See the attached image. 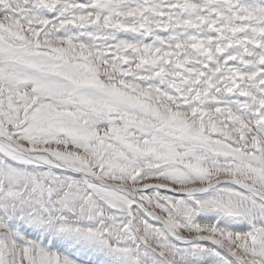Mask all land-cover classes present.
<instances>
[{
  "label": "snow or ice",
  "instance_id": "snow-or-ice-1",
  "mask_svg": "<svg viewBox=\"0 0 264 264\" xmlns=\"http://www.w3.org/2000/svg\"><path fill=\"white\" fill-rule=\"evenodd\" d=\"M0 264H264V0H0Z\"/></svg>",
  "mask_w": 264,
  "mask_h": 264
}]
</instances>
